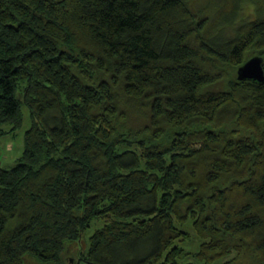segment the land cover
<instances>
[{
  "label": "trees",
  "instance_id": "obj_1",
  "mask_svg": "<svg viewBox=\"0 0 264 264\" xmlns=\"http://www.w3.org/2000/svg\"><path fill=\"white\" fill-rule=\"evenodd\" d=\"M198 1L0 0V264H264V0Z\"/></svg>",
  "mask_w": 264,
  "mask_h": 264
},
{
  "label": "rangeland",
  "instance_id": "obj_2",
  "mask_svg": "<svg viewBox=\"0 0 264 264\" xmlns=\"http://www.w3.org/2000/svg\"><path fill=\"white\" fill-rule=\"evenodd\" d=\"M208 3V0H200L196 3L200 9H203L202 12H210L206 11V5ZM193 7V6H192ZM198 7H193V10H200ZM240 15L235 18L234 22L232 25H229L227 27H224V31H222L221 35L224 38H232L234 36V29L241 24L251 22L254 20V7L250 3H243L241 5V12L239 13ZM255 53L251 50L245 53V56L247 57V61L254 56ZM21 112L23 115V121H22V126L20 129L16 130L13 134L8 135V136H3L0 137V164L3 166L5 169H11L13 168L23 150L24 142H23V137L25 131L30 127V120H29V115L28 112L25 108V106L21 107ZM94 230V227L86 234L83 235L82 239L77 242L76 244H73L72 249H69L71 251V256L66 255V259H77L79 253L85 251L87 249L88 243H87V238L89 235H91L92 231ZM233 256H230L231 258ZM24 264H38L36 261L32 260L28 256H25L24 259ZM221 262H217L216 264H220Z\"/></svg>",
  "mask_w": 264,
  "mask_h": 264
},
{
  "label": "water",
  "instance_id": "obj_3",
  "mask_svg": "<svg viewBox=\"0 0 264 264\" xmlns=\"http://www.w3.org/2000/svg\"><path fill=\"white\" fill-rule=\"evenodd\" d=\"M260 57L250 58L237 70V80L240 82L249 81L256 84H264V69Z\"/></svg>",
  "mask_w": 264,
  "mask_h": 264
}]
</instances>
